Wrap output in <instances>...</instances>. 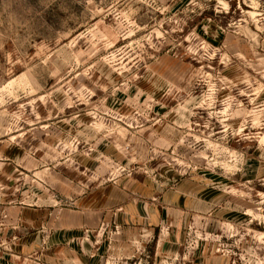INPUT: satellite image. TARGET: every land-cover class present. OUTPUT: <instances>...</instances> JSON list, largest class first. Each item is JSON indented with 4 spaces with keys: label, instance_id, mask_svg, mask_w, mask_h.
<instances>
[{
    "label": "rangeland",
    "instance_id": "374dc122",
    "mask_svg": "<svg viewBox=\"0 0 264 264\" xmlns=\"http://www.w3.org/2000/svg\"><path fill=\"white\" fill-rule=\"evenodd\" d=\"M104 187L176 205L98 264H264V0H0V264Z\"/></svg>",
    "mask_w": 264,
    "mask_h": 264
},
{
    "label": "crops",
    "instance_id": "0c3cea01",
    "mask_svg": "<svg viewBox=\"0 0 264 264\" xmlns=\"http://www.w3.org/2000/svg\"><path fill=\"white\" fill-rule=\"evenodd\" d=\"M107 189L104 187L87 196L76 197L74 202L79 205L72 211L53 214V220L50 212L30 208L23 217L26 223L21 224L29 228V225L35 223L36 232L15 234L17 240L15 238V245L12 246L11 243V251L30 249L39 241L43 254L47 245H65V248L71 250L73 247L68 246L73 243L77 258L75 264H98L103 254L109 252L108 245L112 243L128 249L131 244L139 248L147 236L157 235L163 223V210L168 216L172 210L168 204L176 205V201H172L173 196H159L158 201H161L155 203L135 198L123 189L115 192L111 190L105 194ZM109 236L111 242L108 241ZM134 252L125 250L123 256H130Z\"/></svg>",
    "mask_w": 264,
    "mask_h": 264
}]
</instances>
